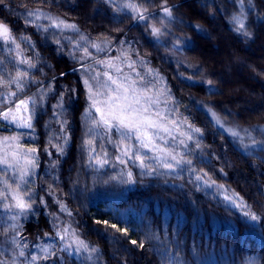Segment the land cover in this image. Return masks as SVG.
I'll use <instances>...</instances> for the list:
<instances>
[{"label": "trees", "instance_id": "trees-1", "mask_svg": "<svg viewBox=\"0 0 264 264\" xmlns=\"http://www.w3.org/2000/svg\"><path fill=\"white\" fill-rule=\"evenodd\" d=\"M132 2L147 8L145 15L156 18L115 22L111 10L97 0H3L0 23L11 28L25 60L35 65L27 71L29 77L46 86L72 79L79 65L46 44L37 28L26 23L23 10L42 9L83 30H108L117 39L132 41L167 75L172 117H179L187 132L183 143L171 152L192 164L175 165L168 160L175 167L169 171L155 160L144 168L138 161L121 163L117 158L126 143L118 136L108 140L86 118L91 103L78 79L74 88H62L47 100L33 117L32 131L15 132L36 149V178L18 189L26 193V200L35 202L20 216V227L4 221L8 214H0V244L11 249L10 239L17 232L24 244L48 241L66 221L96 250V256L75 258L61 253V259L53 250L55 257L41 264H264V150L243 153L199 104L238 125L264 126V0H251V5L244 0L246 28L252 38L237 32L230 22L233 14L241 12L239 0H167L173 12L171 21L163 16L164 0ZM153 24L164 32L159 39L151 35ZM176 45L183 48L181 58L200 69L197 75L213 82V91L205 83L182 79V74L190 72L179 69L167 54L175 52ZM19 66L15 52L6 54L0 49V80H10ZM42 83H31L18 97L24 98ZM15 88L12 85L11 91ZM4 90L0 87V92ZM61 101L62 107H54ZM1 104L0 112L14 103ZM4 132L0 127V133ZM98 159L107 162L101 166ZM197 175L203 179L195 180ZM205 180L210 186L204 185ZM225 189L235 194L237 203L242 200L249 207H235L230 199L225 200ZM59 202L71 217L62 214ZM248 211L259 219L245 216ZM104 221L127 229V235L107 227ZM132 240L144 247L133 245Z\"/></svg>", "mask_w": 264, "mask_h": 264}, {"label": "rangeland", "instance_id": "rangeland-1", "mask_svg": "<svg viewBox=\"0 0 264 264\" xmlns=\"http://www.w3.org/2000/svg\"><path fill=\"white\" fill-rule=\"evenodd\" d=\"M97 1L101 4H104L108 10H111L113 14L111 15V17L115 22L135 17V13H133L128 8L123 7V5L129 2V0ZM29 12L33 13V15H27ZM21 14L25 17L26 23L28 25H32L37 28L42 36V40L46 44L49 43L53 45L60 55L69 58L79 65L75 68V77H73L72 79L62 80L60 83L52 81L49 85L46 86V83L43 82V84L42 80H32L29 75L28 78L24 79V91L26 87L28 88L30 86L31 83H42L41 87L24 97H32L36 100L35 105L29 104V109L32 112V125L33 117L38 114L42 108L45 107L47 100L58 94L59 90L62 88L65 90H67L69 87L74 88L76 80L78 79H80V81L82 82V85L86 90L88 99V89L84 83L85 80H87L89 84L92 85L93 93L97 92L98 85H100L99 91L103 92L106 96L107 89L102 85L107 84L110 87H115V85H112L111 81L108 79V76H111L113 79H118V82H124L125 78H128L127 82L131 83L132 81H136L138 88L152 89L150 95H154V97L159 100V103L151 106L149 115L153 120H158L161 125L168 129V131L165 132L159 131L157 129H148L149 135L153 137L154 146L149 145L148 148H143L140 147V141L135 139V134L128 132L126 129L113 127L109 130L102 123L99 125H95L96 129L99 130L101 134H106L105 136L108 137V140H111V138H113L114 136H118L120 141L125 142L126 147L130 149L131 156L134 158L135 156H140L145 162V165L153 162L154 160L155 163H160L159 157L164 155L162 151H160V149L171 152L172 148H175V146L181 144V141L186 137L184 133L187 132L183 124L180 122L179 117H172V115H174L171 112V110L173 109L171 103L173 101L171 100L172 98L170 96V90L167 84V75L166 73L161 71L159 67L153 64L150 59L145 58L132 41H130L129 39L125 40L124 38L117 39V36L113 32L108 30H100L98 32H89L87 30H83L72 21L53 15L51 14V12H47L42 9H25ZM37 16H39L40 18L37 19ZM47 17H51L53 19L58 18L59 20H63L67 24H74L79 29V31L77 32L64 29L63 26H61L60 28L51 26V20ZM137 21H139V19ZM3 24L11 30V28L7 24ZM11 34L15 38L12 30ZM81 36L86 37V39L81 40ZM22 38L23 37H21L20 39ZM160 41L163 42L161 39ZM25 42L31 44L33 46V50H35V54L38 57H41L42 53L38 51L37 48H35V45L31 41H29V39L25 40ZM20 44V41L16 38L15 43H11L10 40L5 41L3 39H0V49L4 50V53L6 54L10 53V51L15 52L18 62L21 59L25 60L23 54L24 50L20 47ZM16 45H19V48H17ZM93 45H98L99 48L94 47ZM85 48L87 49V52L84 51ZM174 48L176 49L175 52H172V50L167 52V54H169V57L171 58L170 61L177 62L179 69L190 72V75L182 74V79L191 83H205L206 78L202 75H197L200 69L190 65L181 58L180 53L183 50L182 46L176 45ZM19 65L20 72H27L28 70V72H30L31 68H29L26 63H19ZM129 65H131V67ZM105 73H107L108 75H105ZM189 77H191V79H189ZM208 87L209 89L211 87V91L215 89L212 85H208ZM7 91L8 89H5L3 92ZM13 91L17 92V96L21 95L24 92H19L16 88ZM94 99L99 101L96 107L101 108V110L103 111L105 107L103 103L104 96L96 95L94 96ZM3 102V99L0 98V107L2 105L1 103ZM89 102L92 104V101L89 100ZM199 104L200 107L203 108L210 116L218 130L225 134L235 145V147L241 150L243 153L251 154L258 150H264V126L256 125L247 127L238 125L232 118L230 119L229 117L220 116L209 106L201 103ZM10 107L14 108L15 103ZM8 108H6L5 110H7ZM209 109H211V112H215L219 116L224 124L223 128L215 123ZM89 112L91 113V115L87 114ZM157 112H159L161 116L164 117V119L156 116L155 113ZM28 115L29 112L25 111L23 107H21L20 112L17 113L18 118H27ZM85 116L90 121H100L101 112H97L95 107L89 106L85 112ZM171 119L175 122V124H173ZM1 120L2 122H0V127L4 129L5 132L0 133V159L7 158L9 162L12 163L15 167L9 168L5 164H0V190H3L5 188V181H7L14 190H18L16 189L17 184H20V187H23L25 185V183H21L19 180V172L20 170L28 166L27 160H32L33 158L35 166L30 168L31 174L26 176L25 179L27 180L26 184L29 185L35 180L37 173V155L36 152H28V149H33L31 148L32 146L26 145L23 139L20 138L21 136L19 135V133L15 132L22 131V133H26L32 131V128L18 127L17 124L11 123L10 121L3 120L2 118ZM228 129H235L236 131H238L240 133V138L233 137L230 132L227 131ZM11 137H16L17 139L15 141L9 140L8 143L3 142L4 138ZM253 141H255V143H253ZM150 148L151 150H149ZM119 150H121L120 147ZM13 152L16 153L15 157L12 156ZM180 152L182 151L180 150ZM119 158L127 162L132 161V163L134 164H136L137 161L140 162L139 160L134 161L132 160V158L130 159L129 156L122 155V153L119 155ZM13 172L17 173L16 178H13ZM223 194L224 196L228 195L230 200L236 198L234 197L235 195L232 194V196L228 191H223ZM54 199L58 201L57 198L54 197ZM6 203H14L11 199V195H9L7 200H0V214H2L4 217L5 214H8L7 217H5V220H3L6 223H8L7 221H10L11 226L20 227V216L25 214V212L20 213V211L14 207L11 209H5L4 205ZM59 204L61 206H65L63 202H59ZM62 214L70 217L72 216L67 208L66 211H62ZM13 216L16 217L15 220L12 219ZM62 223L63 225L57 229L56 235L54 237H50L48 241L46 240L44 242L34 243L32 245L22 243L20 241V232H17L15 237L10 239V242L12 243V245H10L12 246L11 249L6 247V244H0V261H2L3 264H41L42 262L49 260L41 259V257L45 255V253L42 251L43 248H49L51 251L57 250L60 254L61 259L63 258L61 253H65L75 258H81L84 254L88 255V252H85L82 248L77 247L75 241L77 239L81 241L83 240L78 236L76 231L72 228L71 224L66 221ZM65 228L68 229L67 233L63 232ZM61 234H63L65 237L63 240L60 239ZM17 245H19V247H17ZM67 245H71V247H66ZM87 245L89 246V250L94 249L89 244ZM20 251H23L25 253V256H19L18 253ZM95 253L96 251L92 253L91 258H94L93 256H96ZM32 256H36L38 259L33 262L30 259ZM59 261L61 260L59 259Z\"/></svg>", "mask_w": 264, "mask_h": 264}, {"label": "snow or ice", "instance_id": "snow-or-ice-1", "mask_svg": "<svg viewBox=\"0 0 264 264\" xmlns=\"http://www.w3.org/2000/svg\"><path fill=\"white\" fill-rule=\"evenodd\" d=\"M0 3H3V0H0ZM240 6H241V12L239 15L233 14L231 17V23L234 26V29L237 32H241L244 36L248 38H252V32L247 30L246 24H245V15L243 12V4L244 0H239ZM249 4L251 5V0H249ZM123 7L128 8L131 10L133 13H135L134 18H138L141 21H146L150 19H155V16H147L145 13L148 11L147 8L143 7L140 4L133 3L132 0H129L128 3L123 5ZM162 11H163V16L168 18V20L173 19V12L172 9L167 6V0H164L163 4L161 5ZM27 15L31 16L33 13L29 12ZM37 19L40 17L37 16ZM48 19L51 20V26H54L56 28H60L63 26L64 29L72 30V31H79V29L76 27L74 24H67L63 20L53 19L51 17H47ZM147 26V25H146ZM166 27V25H165ZM197 30L199 29V26H196ZM46 30V29H45ZM164 32L162 31L161 27H157L156 25H151V35L159 39ZM0 39H3L5 41L10 40L11 43H15V38L11 34V30L4 25L3 23H0ZM27 39V38H25ZM81 40H85L86 37L81 36ZM179 43V41H177ZM78 46V45H77ZM94 47L99 48L98 45H93ZM17 48H19V45H16ZM85 52H87V49H84ZM19 63H26L29 68L34 67L35 65L29 61V60H24L21 59ZM131 67V65H129ZM29 73L27 72H20L17 70L16 75L13 76L10 80H0V87L8 89L7 92H0V98L3 99L4 102L12 104L15 103V107H9L7 110L0 112V118L3 120L10 121L11 123L17 124L18 127H28L32 128L31 124V119H32V112L29 109V104L35 105L36 100L32 97L28 98H20L17 96L16 91H11V86L15 85L16 89L19 92L24 91L25 84L23 83L24 79L28 77ZM105 75H108L105 73ZM139 75V74H137ZM108 79L111 81L112 85H115V87H110L107 84L102 85L107 89V95L105 96L103 92L99 91L100 85H98V90L96 93H93V88L92 85L89 84L87 80L84 81L87 89H88V99L92 101V104L90 107H95L97 112H101V119L100 121L93 120L94 125H99L103 124L107 129H111L113 127L117 128H122L126 129L128 132L134 133L135 134V139L140 141V147L143 148H148L149 145L154 146V141L153 137L149 135L148 129H157L159 131H165L167 132L168 129L161 125L158 120H153L151 116L149 115L150 108L152 105L159 103V100L154 97V95H150L152 92L151 88H138L137 87V82L132 81L131 83H128L127 80L128 78H125L124 82H118V79H113L111 76H108ZM191 79V77H189ZM206 84L211 86L213 82L211 80L205 81ZM211 91V87L209 89ZM100 95L104 96L103 103L105 105L103 111L101 108L96 107L97 101L94 99V96ZM62 101L61 103L55 105L54 107H62ZM21 107L27 112H29V115L27 118L24 117H19L17 116V113L20 112ZM211 116L215 123L219 125L221 128L224 127L223 122L219 118V116L215 112H211V109H209ZM88 115H91V113H87ZM156 116L160 117L161 119H164L163 116L159 112L155 113ZM66 123V121H65ZM61 127L63 128L64 125L62 124ZM191 127V125H189ZM195 132H201L199 128H194L193 129ZM227 131L230 132V134L233 137L240 138V133L236 131L235 129H228ZM17 138L16 137H11V138H4V143H8L9 140L15 141ZM189 140H191V136L188 137ZM89 144L92 143V141H88ZM183 143V141H181ZM255 143V141H253ZM151 150V148L149 149ZM58 151H63L62 147H58ZM94 151V149H93ZM160 151L165 152V156L159 157L160 159V165L169 170V171H175V167L173 163H169L168 160L174 161L175 165H180V164H186V165H191L192 161L191 160H184L182 156L178 158L176 154L173 152L166 151L164 149H160ZM28 152L35 153L36 149H28ZM106 155V153H105ZM122 155H127L131 159V153L130 149L125 147ZM12 156L15 157L16 153L13 152ZM91 159V157H90ZM117 159H120L119 157ZM135 160L140 161V167L144 168L146 165L144 164L143 159L140 156H135ZM107 161H101L97 160V163L103 166L104 163ZM121 163H126L124 160H120ZM0 164H5L9 168H14L15 166L9 162L7 158L0 159ZM27 167L23 168L19 172V180L21 183H27V180L25 179L26 176L30 175V168L35 166L34 158L32 160H27ZM194 170V169H193ZM149 171H154V169L149 168ZM17 173L13 172V178H16ZM128 176L131 177L132 173L129 172ZM204 176H207V173H204ZM203 177L200 175H197L195 177V180L200 181L202 180ZM127 182V181H125ZM134 182V181H133ZM5 183V188L3 190H0V200H7L9 195H11V199L14 203L12 204H5L4 208L5 209H11V208H16L20 211V213H23L27 210H29L32 206V203H34V200H26L24 198V195L26 193H22L21 191L14 190L11 185L8 184L7 181ZM213 184L215 183L214 181L212 182ZM204 185L210 186L209 182L207 180L204 181ZM218 188H223V185H218ZM20 188V184L16 185V189ZM227 192V190H224ZM30 195V194H29ZM235 195V194H234ZM225 200H229V196L225 195L224 197ZM230 203H232L236 207H244L248 208L249 206L244 203L242 200L240 203H237V199H231ZM61 211H66L65 206H61ZM245 216L250 218L253 221L258 220V216L256 214L251 213L250 211L244 213ZM13 220L16 219L15 216L12 217ZM97 223H101V221H97ZM107 227H110L112 229H115L116 232H121L124 235H127V229H122L117 227L116 224H109L107 221L103 222ZM64 233L68 232V229L65 228L63 230ZM74 235V233H73ZM65 237L63 234L60 235V239L63 240ZM133 245H137V241L132 240L130 241ZM76 245L78 248H82L85 252L89 253V256L92 255L93 252H95V249L89 250V246L85 244L83 241L77 239L75 241ZM139 248H143L144 244L141 242L137 245ZM19 247V245H17ZM66 247H71V245H67ZM42 251L45 253L41 259H50L55 257V252H52L49 248H43ZM19 256L23 257L25 256V253L23 251H20L18 253ZM33 262H35L38 258L36 256H32L30 258ZM0 264H3L2 261H0Z\"/></svg>", "mask_w": 264, "mask_h": 264}]
</instances>
